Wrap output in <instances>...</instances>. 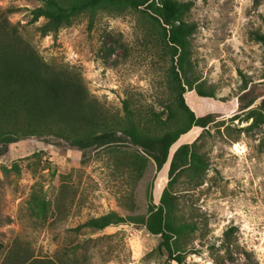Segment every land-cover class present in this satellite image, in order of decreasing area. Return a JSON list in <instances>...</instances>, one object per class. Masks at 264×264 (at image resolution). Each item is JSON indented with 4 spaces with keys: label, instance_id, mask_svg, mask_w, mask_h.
Instances as JSON below:
<instances>
[{
    "label": "rangeland",
    "instance_id": "1",
    "mask_svg": "<svg viewBox=\"0 0 264 264\" xmlns=\"http://www.w3.org/2000/svg\"><path fill=\"white\" fill-rule=\"evenodd\" d=\"M189 1L184 20L196 28L189 39L187 79L212 88L217 103L212 121L177 145L195 141L207 161L200 184L181 176L173 187L177 219L194 226L178 239L180 264H264V123H254L264 100V54L250 36L252 30L264 31V0ZM40 4L0 0V45L23 43L49 65L72 67L108 113L122 117L125 100L141 113L166 104L175 108L170 57L141 12L100 10L91 28L84 13L43 35V19L32 21L31 14ZM243 81L252 89L248 106L240 98ZM178 116L171 127L181 124ZM112 146L136 149L122 143L81 150L54 136L0 144V264L57 263L84 253L83 264H176L155 250L160 236L143 224L74 229L109 211L145 215L149 186L152 201L159 202L167 173L159 181L161 169L149 159L136 179L126 167L117 169ZM173 152L169 149L168 165ZM13 162L19 172L4 170ZM33 189L49 201L43 221L27 206ZM127 195L134 199V211L123 205Z\"/></svg>",
    "mask_w": 264,
    "mask_h": 264
},
{
    "label": "trees",
    "instance_id": "2",
    "mask_svg": "<svg viewBox=\"0 0 264 264\" xmlns=\"http://www.w3.org/2000/svg\"><path fill=\"white\" fill-rule=\"evenodd\" d=\"M40 1L41 4L32 9L31 14L32 21L43 19L39 26L43 35L56 33L84 13L89 16L88 28H91L94 16L100 10L118 14L127 10L141 12L151 25L155 38L170 57L169 73L175 108L166 104L165 109L160 111L150 109L141 113L132 109L125 100L122 117L108 113L103 105L89 96L80 74L72 67L49 65L23 43L8 42L0 45V144H11L30 136H54L81 150L122 143L135 146L136 149L130 152L112 146L110 152L116 156L115 165L117 169L126 167L139 179L151 159L155 170L161 169L159 181L165 179L166 173L168 178L159 202L156 204L152 201L149 186L145 215L124 216L116 211H109L88 218L74 229L100 230L125 222L143 224L148 232L160 236L155 250L166 253L169 260L180 264L183 254L179 252L178 239L193 232L194 226L177 219V196L173 187L181 176H185L190 183L200 184L207 161L198 152L195 141L177 145L183 139L193 136L198 127L204 128L212 121L213 108L217 103L212 88H207L204 82L194 83L187 79L190 64L189 39L196 28L194 23L184 20L192 5L191 1ZM253 2L259 4L260 0ZM250 36L261 44L264 54V31L252 30ZM251 92L250 85L243 81L240 98L246 99V106L253 100L249 95ZM260 106L262 111H257L255 124L264 123V100ZM178 115H182L181 124L171 127ZM169 149L174 152L168 165L166 160ZM3 168L19 172L17 162H13L9 168ZM121 200L128 210H135L136 204L131 195L124 196ZM27 206L31 215L39 221L45 220L49 201L37 189L30 193ZM85 244L86 241L76 243L71 250L82 248ZM85 259L84 253L79 258L67 257L65 261L57 263L47 260L41 264H73V261L83 264Z\"/></svg>",
    "mask_w": 264,
    "mask_h": 264
},
{
    "label": "water",
    "instance_id": "3",
    "mask_svg": "<svg viewBox=\"0 0 264 264\" xmlns=\"http://www.w3.org/2000/svg\"><path fill=\"white\" fill-rule=\"evenodd\" d=\"M169 153V152H168ZM167 161V160H166Z\"/></svg>",
    "mask_w": 264,
    "mask_h": 264
}]
</instances>
